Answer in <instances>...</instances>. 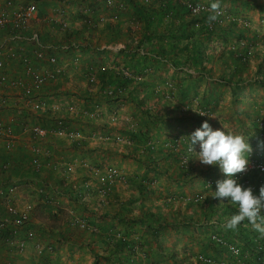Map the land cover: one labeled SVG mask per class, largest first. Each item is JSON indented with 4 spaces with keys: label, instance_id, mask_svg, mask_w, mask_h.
Returning <instances> with one entry per match:
<instances>
[{
    "label": "rangeland",
    "instance_id": "1",
    "mask_svg": "<svg viewBox=\"0 0 264 264\" xmlns=\"http://www.w3.org/2000/svg\"><path fill=\"white\" fill-rule=\"evenodd\" d=\"M189 1L210 5L213 3L207 0ZM230 1L223 0L220 3V8L228 12L230 19L238 21V26L232 31L233 33L227 29L229 31L226 34L229 39H233L229 40L228 44L236 42L246 46L247 40L244 35L247 31L242 26L259 30L261 34L264 32V7H260L263 2L252 0L250 4L247 1H238L233 4ZM51 10L43 14L42 17H45V20L50 14L53 16L57 14V11ZM56 18L59 17L56 15ZM45 22H49V19ZM58 26L59 24L56 30L60 33L55 36L62 40L63 35L70 32L67 30L69 26L65 30L62 29L61 23ZM90 31L93 30L86 31L89 39L92 34ZM47 36H44V42L49 44ZM254 41L250 39L249 42ZM250 63V66L255 64L253 60ZM210 64L214 65V74L210 76L201 74L199 69L189 65L174 67L171 64L158 63L157 66L154 65L151 70L146 71L145 75L137 78L140 81L139 90L144 88L145 92L153 91L152 93L157 95L156 98L154 96L155 99L150 98V102L159 100L162 95H165L173 103V107L165 112L166 116H160L161 119L144 114L136 106L132 107L129 103L131 101L125 98H121L120 103L117 101L110 107L111 101L104 95V84L100 77L98 83L90 85L87 76H84V68L83 73L72 72L67 80H63L67 76L59 79L61 82L64 81L65 90H67L64 91L65 94L68 97L73 96L74 102L72 101L73 103L68 106L74 105L78 113H72L73 116L65 109H61L62 113L57 112L60 115L52 114L51 111L50 115L53 118L68 117L66 126L70 130H79L84 135V139L81 144L64 140L63 144L67 146L59 148L67 150L68 155L61 154L58 150L52 152L57 162L62 161L66 165H71V168L68 169V174L58 167L53 168L51 178L42 177L46 180L44 184L46 183L47 187L43 185L42 191L37 190L43 201L39 208H35L31 224L45 240L43 242L46 244V250L43 259L51 260L54 264H173L174 260L170 259L166 252L168 248H172L178 252L180 260L178 264H194L198 254L208 252L205 251V248H210L207 245L210 244L208 235L218 229L220 221L216 222V220L218 221L217 218L222 216L220 211H227L229 215L230 208L237 209V206L226 201L228 208L223 207L221 204L224 201L219 199L217 206L218 208L221 206L220 211H215L211 206L214 190L207 189L206 182L208 178H217L215 171L220 168L218 165L205 166L196 159V152L200 151L199 143L194 145L196 152L188 154L189 160L185 163L187 167L184 166L182 156L189 147L188 136L205 120L209 121L214 130L221 128L223 124L227 130L248 138V143L253 149L249 155L251 157L255 154V148L259 142L254 133L255 125L252 123L251 116H254L259 108H264V84H261L258 78L254 79V74L256 76L260 73L258 66L248 70L249 73L246 71L240 86L232 87L217 79L220 74L219 68L214 62ZM114 65L115 69L120 68L117 66H122L116 63L105 66L112 70ZM143 81H148L144 87L140 85ZM80 84L94 92L97 88L95 95L98 98L95 103L100 109L99 116L93 118L84 114V111L90 109L92 105L87 108H78L80 104L78 99L82 101L86 99L81 97ZM62 88L63 85H61ZM125 90L127 95L130 86L127 85ZM51 93L52 91L49 94ZM44 95L46 96L45 93ZM89 99L95 98L92 96ZM256 102H259L257 105L259 107L256 106ZM86 104L89 105L90 101ZM150 104L153 105V103ZM205 106L210 107L212 115L198 117L199 112H204ZM158 108L156 112L161 109ZM18 111L20 110L16 108H8L2 114H6L5 120H9L11 116L19 114ZM243 112L250 114L246 117ZM21 117L27 118L25 112ZM253 118L255 119L256 115ZM39 125L48 126L45 121ZM116 134L130 136L134 145L117 143L114 139ZM101 136H109L110 139L103 140ZM51 140L56 141L55 138ZM107 166L116 167L122 178L111 186L110 194L104 203L97 193L98 182L95 176L97 171L102 172ZM44 175L47 174L44 173ZM87 176H93V180H87L88 184L85 183ZM140 183L148 188L144 197L140 190ZM76 192L81 193V200L70 196L71 194L76 196ZM200 194L204 197L198 202L194 201ZM210 194L209 211L213 209L216 218L213 216L211 219H206L202 211L206 205L205 199ZM142 198L147 210H154L157 204H161L162 208V204L167 203L170 216L176 214L175 210L180 208L184 212L193 213L196 220L200 219V223L193 221L189 224L181 223L160 229L145 226L143 222H137L133 218L144 214ZM170 200L174 201L172 208ZM115 212L122 213L124 217L121 219L115 216ZM82 223L86 224V227H82L80 225ZM56 229L54 235L51 230ZM22 232V230L19 232V236ZM117 232H121L129 242L131 252L127 250L124 253L111 254L112 248L121 238L114 235ZM104 239L109 241L107 246L102 241ZM92 250L99 251L106 257L101 256L95 259ZM128 253H133V258L128 259ZM27 254L28 263L36 264L35 254L31 251ZM62 256L66 260L62 259ZM18 264H21L20 261Z\"/></svg>",
    "mask_w": 264,
    "mask_h": 264
},
{
    "label": "crops",
    "instance_id": "2",
    "mask_svg": "<svg viewBox=\"0 0 264 264\" xmlns=\"http://www.w3.org/2000/svg\"><path fill=\"white\" fill-rule=\"evenodd\" d=\"M133 1L134 0H113V5L111 6H109L106 3V0H15V4L25 5L28 3H35L38 6L40 17H42L43 14H45V12L48 13L50 9H52L51 10L52 12L57 11L56 15L59 18H56V15L53 16L52 14H50L46 20L45 17L44 18L42 17V21L35 24L32 30L36 31L39 34L42 44H46L44 42V36L48 35L47 37L49 38L47 41H49L48 42L49 44L46 45L54 46L56 48V54H58L60 64L66 66V71L64 73V76L67 77L63 76L64 77L63 80H67L68 77L71 75L70 73L72 72L75 74L83 73L82 71L83 68L85 71L84 76H87V69L90 65H96L97 67L100 65L112 66L113 63H116L122 65V66H117L120 68L123 66L130 67L131 64L133 63L132 60L134 58H139V60H141L140 56L142 55L144 56L143 57L144 59L141 60L143 62L142 73L137 74L134 72V69H131L133 70V72L131 71L132 76L137 79L138 77L145 75V72L151 70V68L154 65L157 66L158 63L160 64L165 63L167 65L171 63L169 59H167L169 57H162L160 55H157L159 54L157 52L156 54L155 53L150 54L149 47L151 48L153 47L150 45V43H147V39H148L147 37L144 38L143 42L141 41L139 42V40L142 39L141 35H143L142 32L144 31L146 21L140 19V17L136 15L135 12L136 9L134 7ZM207 1L215 2V0H207ZM222 1L223 0H219L220 3ZM238 1L239 2L247 1L249 4L250 2H253L252 0H232L230 2L234 4ZM262 2L263 4H261L260 7H264V0H262ZM4 4H5V0H0V9ZM159 6L160 4H158V2L155 1L153 5L149 7L148 11L151 12V10L153 9L157 10ZM114 15H117L118 18L114 19L113 17ZM87 17L92 20V23L94 24L93 26H90L89 24L88 25L84 24L85 23L84 18ZM100 18H104V21H100ZM48 19L49 22H45ZM63 21L68 24L69 28L67 30L70 32L65 33L63 35L64 38L61 40V38L59 39L55 35H58L60 33L58 32V30H56L57 29L56 26L58 24L60 26V23L62 24ZM155 23H158L160 25L156 31V37H153L152 41L155 43L157 47V51L161 50V43H163V46L167 49L165 55L169 56V54H172L170 53L171 51L169 48V45L171 44V40L169 38L170 36L167 34L171 26L175 25L176 27H179L181 22L178 19H172L170 15L166 14L164 15L163 19L160 22H158L156 19ZM113 26H115V28H112ZM90 29H92L93 31H90L92 34L89 39L87 38L86 33ZM226 32H223L224 36L218 34L219 36L214 35V37L210 40L204 39V42L208 43L209 46L208 54L212 55V57L214 56L216 58V54L214 55V53L219 52L220 45L222 46L224 44V47H226L225 45L227 44L226 43L227 40L228 41L233 40L231 38L229 39ZM0 35L2 34L0 33ZM197 37L199 38L200 36L197 35L196 37H193L192 40H195ZM132 39L136 40V42L135 41H134L135 43L130 42L132 41ZM189 41L190 40L185 41V39H181L180 45L188 43ZM23 44L29 47L28 48L29 51H31V49L35 47L34 44H30L26 42H23ZM63 45L69 46L68 49L66 50L62 49L61 46ZM49 53H53V51L50 50ZM61 53H63L64 55L63 54L61 55ZM77 55L80 57L79 61L82 60L84 62H79V61L75 62L74 58ZM180 55L183 57L184 60H185L184 57H190L187 63L181 64L180 66L189 65V62H192L191 59L193 57V53L184 51L181 52ZM173 58L176 59L177 57H173ZM212 62L213 61L209 62V64ZM83 63H85L84 66ZM195 68L199 69V67H195ZM218 68L220 71L219 66ZM253 68H255V64L250 66V70ZM8 72L12 76H14L20 74V69L17 68V64H12L10 67H8ZM245 74L246 71L243 72L242 77ZM203 75L210 76L207 74H203ZM254 79H257L255 74H254ZM63 80L62 82L60 80L58 82L56 81L55 83L46 85L35 96L37 98L39 97L45 100L49 106H53V107L60 106L59 109L60 111L53 109L52 110L47 109L45 111H36L32 109V107L27 106V104H25L24 101H16L15 95L18 93L10 90L8 91L9 98L11 100L9 108L12 109L16 108L20 110L22 112L21 115H23V113L25 112L27 118L23 119L20 115L21 113L20 111H18L19 114L17 115L15 114V116H11L9 120L8 119L5 120V117L7 116L6 114L1 113L2 115L0 116L4 122H6L7 124L11 123L13 125L14 133H15L14 146L12 150H7L6 148L7 140L5 137L0 135V185H2L6 190L10 186L13 185L17 186L15 192L6 193V196L10 198L12 201H14V203L18 205H23L24 203L33 204V211L31 213L30 222L28 223L26 229L27 228L34 229L31 224L33 221V213H35V208L36 209L39 208V205L42 204L43 201L40 199L41 196L39 195L40 193H37V190L42 191L43 188L41 186L43 185L47 187V184L46 183L44 184L46 180H43L44 178L42 177L51 178L50 174L51 171L53 170L51 166L43 167L40 171L35 170L32 164V159L34 157L32 148L35 145H40L42 148L51 149L52 152L58 150V152H61V154H65L67 153V150H61V148L59 147L67 146V144H63V142L64 140L66 141H70V140L66 138L52 137L56 139V141L52 142L51 140L52 138L49 137L46 138L44 141H36L31 134L25 133L23 131V128L26 125L32 126L33 124H37V123L43 124L44 121L45 124L48 126L54 124L53 120H55V118L51 117L50 113L52 112V114L60 115L57 112L62 113L63 111H61V109L66 110L68 108V105L74 102L72 95L71 97H68V95L65 94L64 91L67 90H65L66 86ZM147 84L148 81H143L140 83L142 87L146 86ZM61 85H63L62 89H61ZM77 85H79V83H77ZM80 85L81 86L79 88L80 89L79 91L81 93V97H86V99H83V101L78 99V101H80L78 108H87L90 105H92L93 107L96 104L95 103L96 102L95 100H97L96 98H98V96L95 95L97 88L94 92V90L92 89L89 88L87 89L85 85L84 86H82V84ZM127 85L130 86V90L128 94L131 92L132 94H137V95L140 94V96H142L143 98L147 96V93H149V92H145L144 88L142 90H139L138 82L135 81L128 82ZM100 87L102 88V86ZM50 91H52L51 94H49ZM150 92L152 93L153 91ZM44 93L46 94V96L44 95ZM92 96L95 99H89V97ZM120 100L121 99L110 100L111 101V103L109 104L110 107L112 104L117 103V101L118 103H120ZM89 101L90 104L89 105L86 104ZM129 103L131 104L132 107L135 108L136 105L132 101ZM258 104L259 102H256V106ZM259 110L260 112L261 111L264 112V108H259ZM68 113L72 114L70 111ZM244 116L248 117V115H244ZM14 117H16V119ZM254 131H255L254 133L257 132L256 125ZM54 156L55 155L53 153L50 159L51 161H53L54 163H59L61 165L64 164L62 161L57 162V159L54 158ZM57 167L62 169V171L64 172L63 166L59 165ZM44 173H46L47 175H44ZM215 174L216 176L219 177V179L226 178L224 177L220 169H217L215 171ZM87 180L89 181L93 180V176L91 177L87 176L85 178L86 184H88ZM4 210H5V199L2 198L0 201V216L3 215ZM222 229H226L225 225L223 224L220 225L219 223V227L217 230L219 231ZM25 230H23V232L20 234V237L24 236ZM35 231L37 232V230ZM51 231L55 235L57 229L55 231L54 230ZM7 235H10V233L8 232ZM38 236L42 240H44L40 234H38ZM28 251H31V253L35 254L32 244L29 245L27 251L24 254H19L18 252L11 250V246H8L7 243H4L2 249L0 250V264H18V261H20L21 264H29L28 259L26 258V256L28 255L27 254ZM62 259L66 260V258L63 256ZM35 260L37 262L36 257Z\"/></svg>",
    "mask_w": 264,
    "mask_h": 264
},
{
    "label": "built area",
    "instance_id": "3",
    "mask_svg": "<svg viewBox=\"0 0 264 264\" xmlns=\"http://www.w3.org/2000/svg\"><path fill=\"white\" fill-rule=\"evenodd\" d=\"M142 1L145 4H150L154 0ZM183 2L187 5L190 14L199 19L195 23L196 26L204 24L207 29L212 30L215 26L225 25L230 20L228 12L220 8L221 14L210 24L208 18L206 20L201 19L204 15L208 16L212 14L210 4L203 2L195 3L189 0ZM106 3L111 6L113 5V0H106ZM39 17V9L35 3L16 5L15 0H5V4L0 9V33L2 34L0 35V115L9 108L11 100L8 91L10 90L18 93L15 95L16 101H24L27 106L32 107L36 111L60 109V106H49L45 100L35 97L46 85L55 83L65 73L66 68L65 65L60 64L56 48L42 44L39 34L32 30L35 24L42 21V17ZM113 17L114 19L118 18L117 15ZM84 21L91 23V26L94 25L89 18H84ZM100 21H104V18H100ZM67 27L68 24L63 21L62 29L65 30ZM23 42L34 44L35 47L29 51V47L24 45ZM68 47L67 45L61 46L64 50L68 49ZM49 50H52L53 53H49ZM79 60L80 57L77 55L74 61L77 62ZM12 64H17L20 74L12 76L8 72V67ZM88 68L87 78L89 83L93 85L98 82L99 73L94 66ZM105 69L104 66L101 67V70ZM123 90L124 88H121L117 92H122ZM106 92L112 94L113 88H107ZM68 109L71 113H78L74 105L68 106ZM99 113L98 104L84 111L87 117L93 118L99 116ZM203 113L208 117L212 115L211 110L208 109L204 110ZM255 122L257 139L259 138V142L255 148L256 153L249 157L247 171L238 173L236 178L245 187L251 186L254 192H259L258 187L264 185V150L260 147V141H264L263 112L255 118ZM23 131L31 134L36 141H43L53 136L66 138L74 143L81 144L84 139V135L79 130H70L63 120H59L57 124L51 126L39 124L26 125ZM0 135L7 140V150H12L15 138L14 127L11 123L7 124L4 122L1 117ZM100 138L103 140L110 139L109 136H101ZM114 139L117 143H126L128 145H132L133 143L131 137L121 134H116ZM32 150L34 153L32 164L35 170L40 171L46 166L56 168L60 165L63 166L64 173L68 174V169L71 168V165H61L51 161V149L35 145ZM190 153L192 152L187 150L182 156V164L186 167L185 163L189 160L188 154ZM96 173L95 177L98 182L97 193L101 201L105 203L107 196L110 194L111 186L122 176L114 166H107L104 171H97ZM251 173L254 178L247 176ZM206 183L207 188L216 186L215 179L208 178ZM16 189V185L10 186L7 190L0 185V201L2 198L5 199V210L3 215L0 216V250L3 244L7 243L8 246H11V250L24 254L29 245L32 244L37 264H54L51 260L43 259L46 244H44L37 232L32 228L26 229L30 222L33 204L24 203L23 205H18L6 196L7 192L13 193ZM203 197V194H200L194 201L198 202ZM244 222L243 226L248 227L247 233L244 231L240 232L239 229H222L211 232L209 237L216 245L223 248L224 256L215 258L211 255L198 254L195 264H264V237L253 229H250L251 226L247 223V220ZM225 224L226 222L223 223V225ZM80 225L86 227L84 223ZM21 230H25L22 237L19 236ZM231 231L233 232L230 233ZM8 232L10 235H7ZM226 233L231 234V236H227ZM114 235L126 239L122 236L121 232L114 233Z\"/></svg>",
    "mask_w": 264,
    "mask_h": 264
},
{
    "label": "trees",
    "instance_id": "4",
    "mask_svg": "<svg viewBox=\"0 0 264 264\" xmlns=\"http://www.w3.org/2000/svg\"><path fill=\"white\" fill-rule=\"evenodd\" d=\"M157 1L158 4H160L159 8L157 10H151V12L148 11L149 7H151L153 5V3ZM184 0H154L153 2H151L150 4H145L142 0H134L133 4L135 7V12L136 15L138 17H140V19L146 21V25L144 28V31L142 32L143 35H141L142 39L139 40V42H143L144 38L147 37V43H150V45L153 47H149V51L150 54H157L160 55L162 57H169L167 59H169L170 63L173 66H180L181 64L187 63L188 59L190 57H184L185 60L183 59V57L180 55L181 52L184 51H188L190 53H193V57H192V62H189V65H191L190 67H199V70L201 73L203 74H207V75H213L214 72V65L209 64V62L213 61L215 63L216 66L220 67V74L217 76V79L219 81H222L223 83L227 84V85H231L232 87H237L240 86V83L242 81H244L242 74L244 71H248L250 70V62L251 60L255 61V66H258L260 69V73L256 74V78H258L261 81V84H264V32H259V30L256 29H251L249 26H242V28H244L245 31H247L245 33V39L247 40V45L246 46H242L239 45L236 42H231L230 44H228V40H227V44L225 45L226 47H224V44L220 47L219 52L218 53H214V55L216 54V58L210 54H208V43L204 42V39H212L214 37V35H218L221 34L224 36L223 32L229 31L231 33H233L232 31H234L236 29V27L238 26V21L237 20H229L225 25H220V26H215L212 30H209L205 27L204 24L196 26L195 23L197 22V20H199L197 17L193 16L190 14L189 9L187 7V5L183 2ZM197 1V0H194ZM170 15L172 19H178L180 20L181 24L179 25V27H176L175 25L171 26L169 29V32L167 35H169L170 40H171V44L169 45L170 48V53L169 56L165 55V52L167 51V49L163 46V43H161V50L157 51V47L155 45V43L152 41L153 37H156V31L159 28L158 23H155V20L157 19L158 22H160L164 15ZM144 16V17H143ZM208 16H203L201 19L202 20H206ZM88 18V17H87ZM85 25H90L91 23H84ZM117 27V26H116ZM112 28H115V26H113ZM229 29V30H227ZM197 35H199L200 37L196 38L195 40H192L193 37H196ZM219 36V35H218ZM163 39V38H160ZM181 39H185V41L190 40L188 43L182 44L180 45V40ZM187 39V40H186ZM250 39L255 40L254 42H249ZM192 40V41H191ZM136 40L130 41L135 43ZM138 42V43H139ZM258 42V44H257ZM140 44V43H139ZM159 45V44H158ZM130 46V43H129ZM228 46V47H227ZM50 51V50H49ZM214 52V50H213ZM142 56V55H141ZM140 59L143 60L144 56L141 57ZM171 56V57H170ZM173 57H177L176 59ZM139 60V58H134L132 61L133 63L131 64L130 67H121L119 69H112L109 70L108 67L104 66V65H100V66H96V65H90V66H94L97 71H98V82H99V77L101 79V82L104 84V95L107 96V98L109 100H118L121 98H127L130 99L138 109H140L144 114L146 115H153L154 118L157 119H161L160 116H166L165 112L167 111L168 108H172L173 107V103L171 101H169L165 95H162L159 100H154L152 102L149 101V99H155L156 98V94L155 93H147L146 97L140 96V94H132L131 93H127L126 95V86L128 82H140L138 81L136 78H134L131 74V71L139 74L142 73V64L143 62ZM207 61V62H206ZM206 62V63H205ZM89 66V67H90ZM104 66L106 69L105 70H101V67ZM89 69V68H88ZM87 69V72H88ZM109 70V71H108ZM249 73V71H248ZM64 74H62L60 76V78H63ZM59 78V79H60ZM59 79L57 80V82L59 81ZM97 82V83H98ZM96 84V83H95ZM94 85V84H93ZM107 88H113V93L112 94H108L106 92ZM124 88V90L122 92H117L119 89ZM149 94V95H148ZM155 96V98H154ZM150 103H153V105H151ZM161 108L159 111L156 112L157 108ZM158 108V109H159ZM205 110L208 109L210 110V107H204ZM67 112H69V109H66ZM263 112V111H261ZM260 110H257V112L255 113L256 117L261 113ZM76 113V112H73ZM244 115H249V112H243ZM254 115V116H255ZM252 117V123H254V125H256L255 119ZM198 117L203 118L201 115H198ZM66 119H68V117H60L57 116L55 117L54 120V124H57V122L59 120H63L66 122ZM132 134V133H131ZM135 134V133H134ZM257 134V132H256ZM130 137V136H129ZM133 141V140H132ZM259 141V138H258ZM260 141V147L262 148V150H264V145H261ZM133 144V143H132ZM134 145V144H133ZM131 145V146H133ZM130 146V145H128ZM256 153V151H255ZM132 156H135V154H132ZM247 176H251L253 177V174L251 173L250 175ZM211 179H215L216 182L217 180H220L219 177H212ZM141 193L143 195V197L145 196V191L147 188V186H145L143 183L139 184ZM212 191L216 190V186H212ZM211 188H207V189H211ZM260 187H258L259 190ZM214 193V192H213ZM256 194H258V191H255ZM214 195V194H213ZM71 197H74V199L76 200H81V193L80 192H76V196L74 194L70 195ZM213 197V196H212ZM144 198H142V204L144 206V214H141V216H135L133 217L135 219V221L137 222H143L142 224H145V226H154L155 228H164V227H168V226H175L176 224H189L193 221H195L196 223H200V219L196 220L195 216L193 213L191 212H184L182 209L177 208L176 214H174L173 216H170L169 211H168V204L167 203H163V207L161 208V204H157L155 206L154 210H147V206L145 207V203L143 202ZM211 200V194L205 199L206 205L203 208L204 210L202 211V213L205 215L206 219H211L214 216V211L213 209H211L209 211L210 205L209 202ZM227 200H225L221 206H225L226 208H228ZM169 203L171 204V208L174 204V201H169ZM218 204V199L213 198V201L211 203V206L215 209V211H220L217 206ZM187 205V204H186ZM180 207V206H179ZM221 213V217L217 218L218 221L216 220V222L220 221V224H223L224 222H226V220L228 218H230L233 214H235L237 212V209L235 208H230L229 210V215H227V211L223 212L220 211ZM122 213L120 212H115V216H118L119 218L122 219L121 215ZM215 217V216H214ZM216 218V217H215ZM245 222H242V224L238 227L239 231L242 232L244 231L245 233H247L248 231V227L243 226ZM248 223V222H247ZM250 228V226H249ZM252 229V228H250ZM217 230V229H216ZM230 230V229H228ZM227 236H231V234L229 235V233H226ZM243 235V233H242ZM210 235H208V239L210 244L209 245L210 248H205V251H213L214 253L210 254L208 252H204L201 254H205V255H211L214 256L215 258H221L224 256V251L223 248L219 247L218 245H216L211 238L209 237ZM233 239V238H232ZM105 243V246H107V243H109V241L107 240H102ZM131 249V245L129 244V242L124 239V238H120L116 245L114 246V248H112V253H124V251H130ZM93 255L95 257V259L98 257L100 258L102 257H106L105 254L99 252V251H95L92 250ZM167 254L169 255L170 259H173L175 264H178V262H180L179 260V255L178 252H176L174 249H169L166 251ZM128 259L133 258V253H128ZM110 258V256H109ZM184 263V262H183ZM195 264V262H194Z\"/></svg>",
    "mask_w": 264,
    "mask_h": 264
},
{
    "label": "clouds",
    "instance_id": "5",
    "mask_svg": "<svg viewBox=\"0 0 264 264\" xmlns=\"http://www.w3.org/2000/svg\"><path fill=\"white\" fill-rule=\"evenodd\" d=\"M210 11L212 14L209 15L208 22L211 24L221 14L219 0L210 5ZM199 114L206 115L203 112ZM188 137V151L196 152L194 145L199 143L200 151L196 152V159L205 166L218 165L227 177L217 180L216 190L212 195L213 198L227 200L237 206V212L226 220L225 228L236 230L247 220L251 228L264 237V185L260 186L259 193L256 194L251 186L245 187L236 178L238 173H244L248 169L249 155L253 151L248 138L227 130L223 124L221 128L214 130L208 120ZM261 145H264V141Z\"/></svg>",
    "mask_w": 264,
    "mask_h": 264
}]
</instances>
